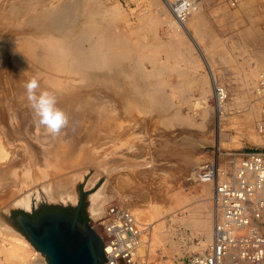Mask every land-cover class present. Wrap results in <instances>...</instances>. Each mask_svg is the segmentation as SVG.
Returning <instances> with one entry per match:
<instances>
[{
    "label": "rangeland",
    "instance_id": "obj_1",
    "mask_svg": "<svg viewBox=\"0 0 264 264\" xmlns=\"http://www.w3.org/2000/svg\"><path fill=\"white\" fill-rule=\"evenodd\" d=\"M69 1H72V3L64 10L70 11L74 9L76 11L79 9L77 0ZM199 1L198 8L201 9H198V12L204 16L203 20L205 23L198 29L190 28L194 38L193 41L187 40L182 34L177 35L164 24L166 20L165 14L167 13L169 16L171 14L170 11L164 8L161 0L88 1V8L95 9L94 12L97 11L98 21L101 17H105L99 25L103 27V32L107 31V36L113 37L111 39L114 40L117 38L128 39L133 42L137 41V43L139 41L141 45L143 44L142 47L138 44L140 47L138 52H142V54L140 53L142 58L151 57L153 61H142V66L146 72L153 71L156 68H163L160 72H157L155 79H159L163 83L160 88L169 95L170 99L173 98L171 101L172 104L174 103V107L165 114L154 112L157 116L152 112L155 125L148 123V125L143 124L142 126L140 124L135 126L134 131L140 133L136 134V140L129 141V143L131 142L136 146L134 154L136 159L134 161L137 160V168H132L131 170H128L130 168L127 165L118 162L122 161V158H115L117 162H112L114 166L104 167L103 165H106L108 161L104 157L109 153L106 147L103 150L94 151L93 155L85 153V157H80V159L78 157L79 162L71 169L64 170L61 173L52 172L51 175L46 176L44 179L36 178L37 172H35L36 174L30 172L31 175H35L33 178L31 176L26 184L20 178L18 171L21 168L18 164L16 166L14 163L12 165L8 163L6 167H2L3 164L0 163V174H2L0 175V181H4L0 184V222L2 221V225L25 240L22 235L13 229L15 228L21 232L16 222L17 216L22 214L26 216L38 215L44 208L74 209L81 192L84 193L86 219L91 223L92 217L94 219L97 218L93 213V202L95 203L100 192L104 191L106 200L101 204L102 210L107 202L122 204L127 209H141L143 211L144 208L146 221L143 223L148 231L144 240L148 244L143 249L144 253L142 255L148 256H144L147 263L185 264L190 255L200 253L208 248L206 232L211 235L212 225L217 215L212 201V186L190 180V174L196 172L201 165L207 162H213L219 168L220 173L230 174L234 161H238L242 154L250 150L264 152V134L260 135L256 129L262 114V101L258 100L254 95L257 75L253 77L250 73H258L264 66L261 67L257 59V56L264 55V0ZM249 1H251L250 4ZM168 2L172 4V0H168ZM65 3H68V0H0V53L10 46L11 39L9 38L14 40L20 36L22 30L30 27V22L35 17L36 20L38 18V21L41 22L39 26L44 27L52 21L54 15L58 13V9L63 8L62 5ZM245 3L251 8L249 9ZM161 7L164 8L162 9L165 12ZM253 26L262 31L263 42L259 47L250 46V42L248 41L247 43V39L242 36L247 30H251ZM60 28L64 30V27L61 26ZM168 45L171 49L168 48ZM152 47L153 50H149ZM171 50L174 51L172 52ZM171 52L173 55L170 54ZM262 58L264 59V56ZM207 63L215 74L216 83L213 87L227 88L226 100L221 104L222 108L219 107L220 109H217L218 106L216 107L217 102L209 83ZM0 64L5 66L4 69L1 66L3 74L0 73V80L3 81L5 79L1 83H8V77L5 74L9 73L13 82L10 85L17 87L16 89L20 90L19 94H26L24 88L25 82H28V80L26 81V73L24 74V70L19 69L16 62L12 61V55L4 52L0 56ZM159 64L161 66L157 67ZM29 75L35 77L34 73ZM201 88L206 90L205 95L200 94ZM232 90L236 92L233 93ZM108 93L114 97L112 92ZM236 93L247 95V101L238 105L237 101L240 99L242 101L243 97L239 98ZM5 94L9 98L7 97L6 99ZM5 94L0 86V125L6 127V125H14V123L18 122L20 107L17 106L16 99H14L16 96ZM235 97H237V101ZM249 102H257L259 109L253 121L254 125L246 130L242 123H245V114H247ZM116 103L118 101L114 104ZM29 106L25 104L23 107L22 113H26V116L23 115V119H29V113L32 111L31 106ZM113 106L116 108L117 106L119 107V104ZM176 111L179 112L180 116L190 119L192 123L187 126V124L182 125L178 121H171V116ZM140 118L147 120V117L142 116ZM162 120L163 122L161 123ZM165 120L166 123L164 122ZM139 126H142V128ZM145 126L147 127L145 128ZM166 126L167 128H165ZM220 131L222 136H218ZM94 137L88 138L93 144L87 140L91 143V146L95 143ZM138 141L142 143L139 144ZM112 144L111 150H108L116 154L118 151L117 140L114 143L112 141ZM97 145L96 143L95 147ZM138 153L139 156L137 155ZM7 167L14 169L8 172L6 169H11ZM134 170H136V174L133 176L131 171ZM12 172H15V174ZM12 174L14 177H11ZM61 178L68 179L67 181L70 183L68 196L65 197L66 200L57 198L54 193H51L52 196L49 195L50 193L46 191V186L44 185L47 184L49 187L52 185L55 188V184ZM203 185L209 187L210 193L207 191V195L201 194ZM132 191L146 192L145 199L150 203L134 199V202L131 199L128 202L123 200L124 194ZM109 195L114 196L113 198H108ZM26 199L29 201V205L28 207L26 205L22 207L20 203ZM175 201L183 202L182 204L185 205L186 209L172 216L165 213V210L169 207L181 208L174 203ZM150 209L151 212H149ZM186 216L188 217L187 220L185 219ZM183 219H185L184 222H182ZM190 222H202L205 228H192L188 226ZM158 223L161 224L160 227L150 233V228H153L152 226ZM96 232L98 231L95 229ZM149 237H152V239ZM0 240L2 247H5V249H7L6 247L15 248L16 246L15 241L5 237V235L1 236ZM27 244L31 248V251H27L28 254L32 251L36 252L39 264H47L43 255L31 243V245L28 242ZM20 252L23 254L25 250H20ZM0 261L2 264H9L4 259L3 254H0Z\"/></svg>",
    "mask_w": 264,
    "mask_h": 264
},
{
    "label": "bare ground",
    "instance_id": "obj_2",
    "mask_svg": "<svg viewBox=\"0 0 264 264\" xmlns=\"http://www.w3.org/2000/svg\"><path fill=\"white\" fill-rule=\"evenodd\" d=\"M88 1L89 0H77L79 9L76 11L74 9L66 11L64 9H67V7H69V4L72 3V1L68 0V3L62 5L63 8L61 7L60 9H58L57 14H53L54 18L51 22H49L48 25H45L46 28H44L45 26H39V23L41 22L38 21V18L36 20L35 17L32 22H30V27H27L28 29L22 30L20 36L16 37L14 40L13 38H9L11 39V44L8 48L6 47L7 49L4 51L6 52V54L8 53L12 55V61L16 62L19 69H21L22 71L24 70L23 72L24 74L26 73L25 75L27 76L26 81H29L33 78L29 75L30 73L35 74V77L38 79L40 85L37 93H39L40 91H49L54 94L57 99V107L60 108L68 117V124L59 135L53 136L49 134L42 126L38 125V118L35 116L33 109L32 111L30 110L31 112L29 113V115L31 117L29 116V119L22 118L23 115L26 116V113H22L24 105L30 104L27 100V96H25L26 94H19L20 90H17V87L10 85V83L12 82V78L10 79L9 73L5 74L8 77V83H1L5 81V79L3 81L0 80L1 90H4V94L7 93V95L12 94L13 96H16V98L14 99H16L17 106L20 107L19 120L18 122L14 123L15 126L13 124H5L6 127L0 125V163L3 164L2 167H6V164L8 163H10V165L14 163V165L16 166L18 164V166L21 168L18 172L24 184L29 182L31 176L33 178V176L36 174L35 172L38 173V175L35 176L39 179L46 178V176L51 175L52 172L61 173L64 170L74 167V165L79 162L80 157H85V153L93 155L94 151L97 152L100 149L103 150V148L105 147L109 153L106 151L108 154L104 158H106V160L108 161L107 163L105 162L106 165H103L104 167H110L111 165L114 166L112 162H117L115 158H122V161L118 162L122 163L123 165H127L130 168L128 170L137 168V160L134 161V159H136L134 155L136 152V146L131 142L129 143V141L136 140V134L140 133L134 131L135 126L140 124H142V126L143 124L148 125V123H152V125H155V120L152 116L154 112H158L157 114H165L168 113L172 107H174V103L172 104L171 101L173 100V98L170 99L169 95H167L166 92L160 88L163 83L159 81V79H155L156 75L158 74L157 72H160V70H162L163 68H156L153 69V71L146 72L142 66V61H152V59L151 57L142 58V52H138V49L140 48L138 45L140 44L139 41L137 43V41L133 42L128 39L124 40L118 38L114 40L111 39L113 37L110 38L109 36H107L106 29V32H103V27L99 25V23L105 17H101V20L99 19L98 21V14H96L97 11L94 12L95 9L92 10V8H88ZM161 1L164 8H166L167 11H170L171 14L169 16V14L164 13L166 19H164V24H166L171 30L177 33V35L182 34L183 37L185 36V38H187V40L189 39L193 41L194 38L191 34L190 28L192 27L195 30L202 27L205 23V21L203 20L204 16L202 15V13L198 12V9H201L198 8L200 1L194 0V8L192 9L189 17L183 23H180L176 20L171 10V3H169L168 0ZM250 2L251 1H249V4ZM247 7L249 9L251 8L248 4ZM162 8L163 7H161V9ZM61 26L64 27V30H61ZM72 26L73 28H71ZM244 34L242 36L247 39V43L248 41L250 42V46H261V43L263 42L262 31L256 29L255 26H253L251 30H247V32ZM163 47H165V45H163ZM168 48L171 49L169 45ZM149 50H153V47L152 49L149 48ZM4 52H1L0 56H2ZM172 52L170 54L173 55ZM263 56L264 55L257 56L261 67L264 65V59L262 58ZM1 66L2 65L0 64V73L3 72V70H1ZM160 66L161 65L159 64V66L157 67ZM206 66L209 71V83L217 102L216 107L218 106L217 109H220L219 107L222 108L221 104L224 101L220 103L217 101V96L215 95L216 87H213L216 83L215 74L211 70V67H209L208 63ZM2 67L4 69L5 66ZM250 73L253 77L258 74L256 72L254 74L252 72ZM108 92H112L114 97ZM180 92L182 91L180 90ZM226 92L227 88L225 89L223 87V93L227 94ZM232 92L235 93L236 91L234 92V90H232ZM205 93L206 90L204 88H201L200 94L205 95ZM236 95L239 98L241 96L243 97L242 101L241 99L237 101V97H235L238 105L247 101V95H240L238 93H236ZM7 97L8 96H6V99ZM116 101H118V103L116 104H119V107L117 106L115 108V106L113 105H116L114 104ZM248 104L249 107L246 112L247 114H245V123H242L244 124V129L246 130L254 125L253 121L256 116L257 110L259 109V104L257 102H249ZM116 109H118V111H116ZM178 113L179 112L176 111V113L172 114L171 121H178V123H182V125L187 124V126H189L188 124L192 123L190 119L184 118ZM157 114L155 115L157 116ZM142 116L147 117V120L141 119L140 117ZM168 118L170 120V116ZM162 122L163 120L161 121V123ZM164 122L166 123V120ZM185 125L184 127H186ZM142 126L139 127L142 128ZM146 127L147 126H145V128ZM141 128L139 129L141 130ZM165 128H167V126ZM119 130L122 131L119 132ZM91 136H95V143L92 146V141L88 140V138L90 139ZM218 136H222L221 131L219 132ZM115 140H117L118 142L117 153L120 152L118 155H116L117 153L113 154L108 150L110 149V147L112 148V141L114 143ZM139 142L140 141H138V143ZM96 143L98 145L95 147ZM137 155L139 156V153ZM9 169L11 170L6 169V171H12L14 168ZM15 172L12 173L15 174ZM30 172L32 174L34 172L35 174L31 175ZM131 173L134 176L136 174V170L131 171ZM13 174L11 177H14ZM194 174L195 172H192L190 174V180L192 181H195ZM67 180L68 179L66 178H61L55 184V188H53L52 185L51 187H49V185L44 184L46 186V191L50 193L49 195H51V193H54L57 195V198L64 200L65 197L68 196L70 187V183ZM3 182L0 181V184H2ZM207 191L210 193L209 187L203 185L201 188V194L207 195ZM145 194L146 192L132 191L130 193L124 194L125 197L123 198V200H127L128 202V200L130 201L131 199V201H133L134 199L137 201L145 202ZM105 196L106 195L104 191H101L98 195V199H96L95 203L93 202V213L97 218L102 215L101 204L106 200ZM113 196L114 195H109L108 198H113ZM147 201L145 203H150L149 201ZM174 203L178 204V206L181 208L175 209L176 207H169L167 208V210H165V213L172 216L177 212H181V210L186 209L185 205L182 204L183 202L175 201ZM20 204L22 205V207L23 205H26L28 207L29 201L26 199L23 200ZM151 209L149 210V212H151ZM128 210L141 225L145 226V224L143 223L146 221V218L144 216L146 212H144V208L143 211L141 209L136 210L129 208ZM154 210L156 209L154 208ZM186 217L185 219L187 220L188 217ZM185 219H183L182 222H184ZM1 222L0 237H3L5 235V237L11 238L16 243L15 248L6 247L7 249H5V247H2L0 240V254H3L4 259H6L9 264H39V262L37 261L38 254L34 251H32L31 253L29 252V254L27 252L31 251V248H29L27 244V242L29 244L30 242L10 224L9 225L20 235H22V237H24L27 242L23 240V238H21L19 235L13 234L12 230L6 228V226L2 225ZM160 225L161 224L158 223L155 226H152L153 228H150V233H152V230H157ZM188 226H191L192 228H201L205 225L202 222H190ZM144 237L142 238L141 244L138 248L137 258L134 264H151L147 263V261L145 260V257L148 256L142 255L144 253L143 249H145L147 247L146 244H148L147 241L144 240ZM152 237L149 238L152 239ZM206 238L208 244H210L211 235H209V233L207 232ZM23 249L25 250V253H23L24 255L20 252V250ZM0 264H2L1 261Z\"/></svg>",
    "mask_w": 264,
    "mask_h": 264
},
{
    "label": "built area",
    "instance_id": "obj_3",
    "mask_svg": "<svg viewBox=\"0 0 264 264\" xmlns=\"http://www.w3.org/2000/svg\"><path fill=\"white\" fill-rule=\"evenodd\" d=\"M234 5V3H233ZM194 8V0H172L171 10L183 23ZM217 101L226 99L216 87ZM254 95L262 101V116L256 126L264 134V66L258 71ZM223 174V175H222ZM195 181L212 185L217 215L211 242L205 250L190 255L185 264H264V152L250 150L234 161L230 174L219 172L213 162L201 165ZM108 253L104 264H134L147 227L141 225L122 204L107 202L102 215L90 223Z\"/></svg>",
    "mask_w": 264,
    "mask_h": 264
},
{
    "label": "water",
    "instance_id": "obj_4",
    "mask_svg": "<svg viewBox=\"0 0 264 264\" xmlns=\"http://www.w3.org/2000/svg\"><path fill=\"white\" fill-rule=\"evenodd\" d=\"M80 206L81 201L73 215L46 213L33 221L22 215L16 217L20 233L43 255L47 264L108 262L104 256L108 253L106 245L92 225L87 220L78 221Z\"/></svg>",
    "mask_w": 264,
    "mask_h": 264
},
{
    "label": "clouds",
    "instance_id": "obj_5",
    "mask_svg": "<svg viewBox=\"0 0 264 264\" xmlns=\"http://www.w3.org/2000/svg\"><path fill=\"white\" fill-rule=\"evenodd\" d=\"M40 85L38 79L33 77L25 83L27 100L38 118V125L42 126L49 134L59 135L68 124L67 115L57 107V99L49 91L37 93Z\"/></svg>",
    "mask_w": 264,
    "mask_h": 264
},
{
    "label": "flooded vegetation",
    "instance_id": "obj_6",
    "mask_svg": "<svg viewBox=\"0 0 264 264\" xmlns=\"http://www.w3.org/2000/svg\"><path fill=\"white\" fill-rule=\"evenodd\" d=\"M83 192L80 193V197L78 199V202L75 206L74 209H62V208H44V210H41L42 212H40L38 215H29V216H26V215H23L24 217L28 218L29 220L33 221V220H36L37 218H39L41 215L43 214H46V213H64V214H67V215H73L79 204H80V201H81V206H80V210H79V214H78V221L80 223H83V222H86V214H85V207H84V193L82 195ZM82 195V196H81ZM84 219H86L85 221H83ZM22 232V231H21Z\"/></svg>",
    "mask_w": 264,
    "mask_h": 264
},
{
    "label": "trees",
    "instance_id": "obj_7",
    "mask_svg": "<svg viewBox=\"0 0 264 264\" xmlns=\"http://www.w3.org/2000/svg\"><path fill=\"white\" fill-rule=\"evenodd\" d=\"M86 219H84L83 221H85Z\"/></svg>",
    "mask_w": 264,
    "mask_h": 264
},
{
    "label": "crops",
    "instance_id": "obj_8",
    "mask_svg": "<svg viewBox=\"0 0 264 264\" xmlns=\"http://www.w3.org/2000/svg\"><path fill=\"white\" fill-rule=\"evenodd\" d=\"M254 16H256V15H254ZM254 16H253V17H254Z\"/></svg>",
    "mask_w": 264,
    "mask_h": 264
}]
</instances>
